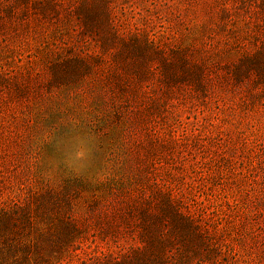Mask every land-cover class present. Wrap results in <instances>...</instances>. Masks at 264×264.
Listing matches in <instances>:
<instances>
[{
    "label": "rangeland",
    "instance_id": "1",
    "mask_svg": "<svg viewBox=\"0 0 264 264\" xmlns=\"http://www.w3.org/2000/svg\"><path fill=\"white\" fill-rule=\"evenodd\" d=\"M0 264H264V0H0Z\"/></svg>",
    "mask_w": 264,
    "mask_h": 264
},
{
    "label": "clouds",
    "instance_id": "2",
    "mask_svg": "<svg viewBox=\"0 0 264 264\" xmlns=\"http://www.w3.org/2000/svg\"><path fill=\"white\" fill-rule=\"evenodd\" d=\"M69 123L73 129L78 127L75 123ZM58 127H60L59 124L54 125L43 134V139L51 140L55 145L53 159L62 162L73 175H89L92 172L90 161L96 150L94 137L77 132L58 136L56 131Z\"/></svg>",
    "mask_w": 264,
    "mask_h": 264
}]
</instances>
